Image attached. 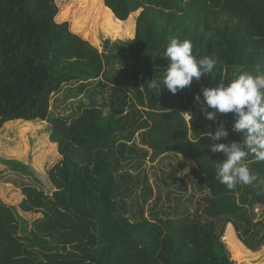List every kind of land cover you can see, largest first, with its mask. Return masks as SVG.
I'll list each match as a JSON object with an SVG mask.
<instances>
[{
	"label": "trees",
	"instance_id": "1",
	"mask_svg": "<svg viewBox=\"0 0 264 264\" xmlns=\"http://www.w3.org/2000/svg\"><path fill=\"white\" fill-rule=\"evenodd\" d=\"M104 1L108 28L118 29L112 34L125 31L130 15L135 32L100 52L57 21L59 0H0V131L46 121L53 144L47 179L30 163L0 157L26 179L9 198L0 194V264H236L222 239L228 225L251 251L264 245V161L250 151L243 160L257 177L251 185L219 182L216 164L226 154L211 146L240 139L229 113L207 106L203 90L238 73H264V0ZM174 37L217 64L172 94L161 81ZM62 90L66 99L85 92L88 102L54 115ZM221 125L228 135L213 139ZM147 157L189 165L192 183L186 196L188 180L165 171L166 203L152 217L145 206L153 187L133 171ZM156 200L152 209L162 196Z\"/></svg>",
	"mask_w": 264,
	"mask_h": 264
},
{
	"label": "rangeland",
	"instance_id": "2",
	"mask_svg": "<svg viewBox=\"0 0 264 264\" xmlns=\"http://www.w3.org/2000/svg\"><path fill=\"white\" fill-rule=\"evenodd\" d=\"M59 4L61 5V8L56 16L57 21H67L69 29L73 33L81 36L95 46L100 52L103 51L104 44L108 40L111 42H118L119 39L117 38L119 34L126 36L135 32V22L134 24L131 23L133 16L130 15V17L125 20L126 22L129 21L130 24L124 23L122 25V29L126 32H121L117 36H115L116 34H112L116 33L118 29L113 30L110 27L108 28V20L104 18L105 12L104 7H102V5H105L104 0H59ZM63 11H67V13L62 15ZM120 41L127 42L129 40L121 39ZM187 88L190 89L191 84L187 86ZM66 91L67 90H62L53 96L52 113L54 115L62 116L64 114L74 113L75 111L77 112L79 110V101L82 98L88 102L85 98V92L79 94L77 97L66 99L69 95V92L66 94ZM223 115L226 117L228 113H223ZM228 116L230 121L233 122L232 127H234L237 114L231 112ZM186 117L187 119H190L188 114H186ZM31 122L32 123H25L24 121H17L11 124H6L3 127L0 131V157L18 159L26 164L30 163L33 168L36 169L37 175L42 179H47V163L53 153V144L51 143L46 130L48 122ZM235 135H239V144L241 147H244L245 135L236 130ZM134 140L136 144L140 145L138 133L135 135ZM245 150L250 151L248 149ZM151 152L152 149H149V155ZM247 157L248 156H246L244 160H246ZM0 170L3 171V177L0 180V194L2 193L3 197L9 198L14 190L21 188L22 182L26 179L13 173L9 166L4 165L1 162ZM133 171L147 174L149 182L153 187L154 194L145 206L146 216L152 217V211H161L162 205L166 203V195L169 188H167L161 181L162 177H164V172L172 171L176 176L175 179L185 178L188 180L187 173L190 171V166L181 165V162L173 157L163 161L157 160L155 162L147 157L142 163L141 168H139V170L133 169ZM175 179H172L171 181ZM191 184L190 180H188V192L186 193V196H189L192 191ZM182 186L185 187V185ZM159 196H162V200L158 201L155 209H152L157 203L156 199ZM129 200L132 202L133 199L130 198ZM257 208L259 207L257 206L256 209ZM260 212L261 209L259 213ZM261 216L262 215L259 214L257 215V218L259 219ZM222 239L227 244L236 264H264V245L256 251H251L243 243L237 229L233 225L230 224L226 227V232Z\"/></svg>",
	"mask_w": 264,
	"mask_h": 264
},
{
	"label": "clouds",
	"instance_id": "3",
	"mask_svg": "<svg viewBox=\"0 0 264 264\" xmlns=\"http://www.w3.org/2000/svg\"><path fill=\"white\" fill-rule=\"evenodd\" d=\"M163 57L168 65L162 77V89L175 94L199 80L203 74H211L216 67L214 57L193 55V44L189 39L174 37L168 42ZM150 87H156L157 82L152 80ZM204 101L207 106L220 113L237 114L234 130L245 135L244 147L237 142L211 146L213 152H224L226 159L216 164V178L229 189L237 183L251 185L256 175L251 173L243 163L250 150L257 159L264 161V73L252 74L242 72L235 78L221 83L215 88L203 90ZM195 100L200 101L196 95ZM207 118L212 119L214 113L206 112ZM228 132L221 125L215 132L213 139L226 137Z\"/></svg>",
	"mask_w": 264,
	"mask_h": 264
},
{
	"label": "built area",
	"instance_id": "4",
	"mask_svg": "<svg viewBox=\"0 0 264 264\" xmlns=\"http://www.w3.org/2000/svg\"><path fill=\"white\" fill-rule=\"evenodd\" d=\"M255 211L258 213V212L260 211V209H259V208H257V209H255Z\"/></svg>",
	"mask_w": 264,
	"mask_h": 264
}]
</instances>
